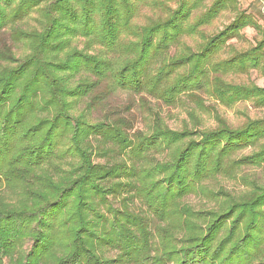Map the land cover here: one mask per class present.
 Wrapping results in <instances>:
<instances>
[{
  "label": "trees",
  "instance_id": "16d2710c",
  "mask_svg": "<svg viewBox=\"0 0 264 264\" xmlns=\"http://www.w3.org/2000/svg\"><path fill=\"white\" fill-rule=\"evenodd\" d=\"M251 69L238 0H0V264H264V118L198 115Z\"/></svg>",
  "mask_w": 264,
  "mask_h": 264
},
{
  "label": "rangeland",
  "instance_id": "374dc122",
  "mask_svg": "<svg viewBox=\"0 0 264 264\" xmlns=\"http://www.w3.org/2000/svg\"><path fill=\"white\" fill-rule=\"evenodd\" d=\"M238 3L242 9H246L248 12L254 15V18L264 29V0H238ZM231 15L225 14L220 19H218L209 29V33L212 31H216L217 28H220L222 24L229 22ZM241 32L243 33L242 39H231L228 43H232L237 50H243L255 43V40L259 39L256 30L250 26L244 27ZM228 52H223L219 55V57L228 56ZM225 78L228 81L234 83H253L257 86L264 87V75L260 74L257 70L251 69L247 73H233L230 75H226ZM202 96V100L204 101V105H206L210 110L216 109L219 113H221L232 125L233 127L239 126L242 124L247 118H264V106H258L253 101H240L232 106H225L216 100L214 97H209L204 93L199 92ZM125 93H120V98H124ZM183 100H189L185 95L182 96ZM189 104L190 101H189ZM163 115H166V122L171 128H181L183 121L187 120V114L185 109L180 106H166L161 105ZM213 112L207 113L204 111L198 112V115L201 117V125L205 126H213L215 125V121L212 117ZM191 124V121H189ZM250 149H244L239 152V154H245L250 152ZM251 173H258L259 177L264 180V171L261 168H254L250 170ZM222 184L226 187L231 188L234 186L232 181L222 180ZM191 202L196 205H199L198 198H191Z\"/></svg>",
  "mask_w": 264,
  "mask_h": 264
}]
</instances>
